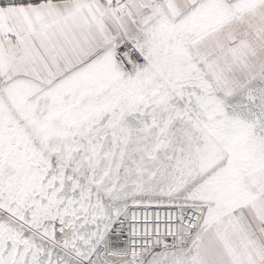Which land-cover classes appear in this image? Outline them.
Returning a JSON list of instances; mask_svg holds the SVG:
<instances>
[{
    "label": "snow or ice",
    "instance_id": "snow-or-ice-1",
    "mask_svg": "<svg viewBox=\"0 0 264 264\" xmlns=\"http://www.w3.org/2000/svg\"><path fill=\"white\" fill-rule=\"evenodd\" d=\"M0 264H264V0H0Z\"/></svg>",
    "mask_w": 264,
    "mask_h": 264
}]
</instances>
